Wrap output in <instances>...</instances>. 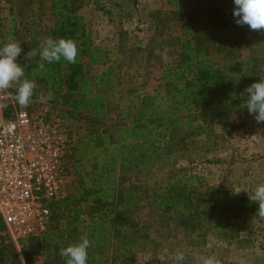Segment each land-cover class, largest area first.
<instances>
[{
  "label": "trees",
  "instance_id": "1",
  "mask_svg": "<svg viewBox=\"0 0 264 264\" xmlns=\"http://www.w3.org/2000/svg\"><path fill=\"white\" fill-rule=\"evenodd\" d=\"M86 1L51 0L49 9L53 24L44 29V37L34 35L28 19L23 22V30L19 28L18 17L13 19L9 33L0 28V46L9 36L21 43L23 51L18 62L24 66L26 77L37 84L32 100L42 88L50 101L64 99L71 112H88L92 118L103 121L110 120L112 102L119 101L115 123L102 130H93L75 142L73 159L78 189L54 203V226L42 236L19 239L26 264L32 263L35 254L43 255L45 264H66L60 255L61 249L82 237L94 242L88 250L87 264H102L106 255L114 263L135 261L134 250L147 241L134 217L144 200L151 209L171 213L200 234L215 232L228 236L230 232L237 233L240 225L231 222L228 214L246 217L257 213L258 203L233 190L210 186L203 175L178 167V163L185 158L193 160L192 155L186 157L185 149L188 144L194 147L199 143L198 139L195 143L196 137L188 138L191 132L195 134L200 120L228 127L233 124L232 114L249 113L246 96L242 97L241 93L259 82L258 75L264 74L261 72L264 69V35L235 23L232 1L213 8V17L203 27L202 23L194 24L192 12L186 14L185 2L190 0H170L177 8L176 14L187 16L181 17L184 22L180 26L179 58L165 68L162 81L153 92L142 93L138 89L128 99L120 101L115 96L123 91L116 67L110 64L100 72L93 71L95 66L110 63L112 56L110 48L96 43L92 29L80 13ZM95 1L99 9L112 16L106 0ZM114 1L118 5L125 0ZM132 1L138 3V0ZM216 31L231 34L248 31L255 38L252 41L258 48L256 51L260 52L243 56L233 49H225L224 59H220L211 48V37ZM48 37L76 40L79 46L76 63L63 58L58 63L42 61L40 43ZM223 47L217 43L216 50L223 52ZM31 50L37 54L27 61L24 57ZM41 63L43 69L39 68ZM16 89V85L9 89L14 101ZM112 95L115 96L113 101ZM32 108L27 110L33 111ZM205 143L209 149L215 147L209 135ZM178 144L181 147L175 150ZM92 159L94 164L90 168L88 163ZM160 161L163 166L171 167L172 178L148 190L146 196L138 186L123 185L117 177L125 169L154 168ZM6 230L0 217V234ZM11 255L21 264L14 244H0V264H6Z\"/></svg>",
  "mask_w": 264,
  "mask_h": 264
},
{
  "label": "rangeland",
  "instance_id": "2",
  "mask_svg": "<svg viewBox=\"0 0 264 264\" xmlns=\"http://www.w3.org/2000/svg\"><path fill=\"white\" fill-rule=\"evenodd\" d=\"M169 1L138 0L134 4L132 0H125L115 5L114 0H106L108 9L112 10V16H109L105 10L98 8L95 0H87L80 10L93 31L96 43L110 48L112 56L110 63L95 66L93 71L100 72L110 64L116 67L123 91L115 96L120 101L128 99L138 89L142 93L153 92L162 81L165 68L177 62L180 26L184 22L181 17H187L186 14L192 12L191 15L195 16L194 24L202 23L204 27L214 15L213 8L231 1L234 3V0H190L185 2L186 14H176L177 8ZM50 3L51 0H0V28L9 33L12 31L13 19L18 17L19 28L23 30V22L28 19L34 35L44 37V29L53 24ZM233 32L216 31L211 37L212 52H217L220 59H224L225 49H233L237 55L243 56L260 52L256 51L258 48L252 41L255 38L248 31ZM217 43L224 46L223 52L216 50ZM115 96L110 97L112 101ZM118 102H112L110 120L103 121L92 118L88 112H71L64 99L50 101L42 88L29 105L20 106L16 101L18 109L33 107L35 112L48 113L64 122L74 142L68 156L71 176L67 195L76 193L79 183L74 172L75 142L93 130H102L115 123ZM230 119L235 126L231 124L225 127L211 120H200L195 127V134L191 132L188 139L196 137L195 143L198 140L201 142H197L194 147L188 144L185 149L186 157L192 155L194 158L191 161L181 159L178 167L203 175L210 186L230 189L240 196L249 197V193L264 183V123L258 124L249 113L244 116L232 114ZM208 135L215 142L214 148L209 149L205 143ZM179 143L182 146V142ZM181 146L178 144L174 148L177 150ZM89 163L88 167L91 168L94 159ZM169 165L163 166V161H160L154 168L125 169L117 177L123 185L138 186L139 191L146 196L148 190L172 178ZM230 215L228 219L240 225L237 233L230 232L227 236L208 232L203 235L174 218L171 213L151 209L144 200L134 217L139 221L141 235L147 241L138 245L133 252L135 261L128 264H172V257L177 250L185 253L183 264H197L201 255L215 256L221 264H264V218L256 213L246 217ZM0 235L4 239H0V244H14L21 257V264H26L19 240L8 229ZM31 262L45 264V257L35 254ZM6 264L20 263L14 261L11 255ZM102 264L119 263L112 262L110 256L106 255Z\"/></svg>",
  "mask_w": 264,
  "mask_h": 264
},
{
  "label": "built area",
  "instance_id": "3",
  "mask_svg": "<svg viewBox=\"0 0 264 264\" xmlns=\"http://www.w3.org/2000/svg\"><path fill=\"white\" fill-rule=\"evenodd\" d=\"M73 146L61 119L18 109L0 91V217L16 240L48 231L54 203L68 194Z\"/></svg>",
  "mask_w": 264,
  "mask_h": 264
},
{
  "label": "clouds",
  "instance_id": "4",
  "mask_svg": "<svg viewBox=\"0 0 264 264\" xmlns=\"http://www.w3.org/2000/svg\"><path fill=\"white\" fill-rule=\"evenodd\" d=\"M233 16L235 23L239 26H248L251 30L264 35V0H234ZM23 49L21 43L9 36L7 42L0 46V91L17 86L15 100L20 106H27L31 103L37 87L34 79H28L25 75V68L18 62ZM79 52L78 42L72 38L53 39L48 37L41 41L39 56L42 61L48 63L60 62L63 58L69 63H76ZM37 53L29 51L24 59L29 61ZM40 69L44 64L39 65ZM264 73V69H261ZM259 82L248 86L242 97L246 96L245 104L250 115L255 121L264 123V74H260ZM43 99V97H41ZM252 202L258 203L259 208L256 215L264 218V183L259 184L252 193H249ZM93 241L82 237L78 242L62 248L60 255L65 258L66 264H87L89 259V248ZM185 261L184 251L177 250L172 257V264H183ZM197 264H221L215 256H199Z\"/></svg>",
  "mask_w": 264,
  "mask_h": 264
}]
</instances>
